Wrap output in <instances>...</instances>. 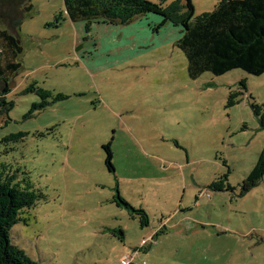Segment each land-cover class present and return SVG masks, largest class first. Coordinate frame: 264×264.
<instances>
[{
	"label": "rangeland",
	"instance_id": "rangeland-1",
	"mask_svg": "<svg viewBox=\"0 0 264 264\" xmlns=\"http://www.w3.org/2000/svg\"><path fill=\"white\" fill-rule=\"evenodd\" d=\"M191 1L194 15L217 2ZM27 4L19 29L9 27L22 52L3 94L12 105L0 108V171L36 200L11 243L40 264H119L125 255L132 264H264V175L240 192L264 148L250 107L264 103V73L192 80L170 24L158 36L106 23L86 33L64 14L48 25L63 0ZM240 80L246 90L227 106ZM33 82L66 98L29 114ZM224 177L233 189L208 186Z\"/></svg>",
	"mask_w": 264,
	"mask_h": 264
},
{
	"label": "trees",
	"instance_id": "trees-1",
	"mask_svg": "<svg viewBox=\"0 0 264 264\" xmlns=\"http://www.w3.org/2000/svg\"><path fill=\"white\" fill-rule=\"evenodd\" d=\"M27 2L0 0V108L6 104L9 107L12 105L3 94L9 91L10 78L20 68V63L15 59L22 52L17 34L11 33L9 27L19 29L24 14L30 9ZM63 14L71 22H83L86 33L90 32L95 23L127 26L144 16H159L160 23L152 29L156 31L165 23L178 28L179 36L174 45L183 52L187 75L192 80L203 72L220 76L233 69H240L253 76L264 73V0H217L212 11L198 15H194L191 0H63V10L48 25H61ZM26 90L39 97V101L31 104L29 114L55 100L66 98L61 93L53 96L34 82ZM243 90H246V84L240 80L239 89L229 91L226 105L239 103ZM48 97H51V101ZM250 107L259 126L264 129V103L251 102ZM18 136L21 133L9 137ZM104 148L107 150L106 163L111 170V152L107 147ZM263 175L264 148L253 169L243 179L240 192L243 194L257 185ZM225 177L208 186L219 191L233 189L225 185ZM35 200L36 195L30 186L21 187L13 176L0 171V264H40L11 243L9 238V231L18 222L20 212L34 205ZM120 202L139 216L141 226L147 224L143 210L131 207L121 198ZM118 232L122 239L123 231L119 229Z\"/></svg>",
	"mask_w": 264,
	"mask_h": 264
},
{
	"label": "crops",
	"instance_id": "crops-1",
	"mask_svg": "<svg viewBox=\"0 0 264 264\" xmlns=\"http://www.w3.org/2000/svg\"><path fill=\"white\" fill-rule=\"evenodd\" d=\"M160 21H161V19H159V18L157 19L156 17H153V15H148V16H144L143 18H139V19L135 20L133 23H131V24L127 25V26H120V27H125V28L129 29L130 31H134L136 36L139 37V35L148 34V32L150 31L149 30L150 26L153 27V26L157 25L158 23H160ZM167 24H169V23H165L162 27H160L156 31V34H155L154 31H152L151 34H154L155 36H158L159 33L161 32V28L167 30V28H168ZM118 28H119V26H118ZM151 30H152V28H151ZM176 33L179 36V30ZM178 36H175L174 41L178 38ZM142 37H145V36H142ZM138 40H140V39H138ZM144 41H145V39H144Z\"/></svg>",
	"mask_w": 264,
	"mask_h": 264
},
{
	"label": "built area",
	"instance_id": "built-area-1",
	"mask_svg": "<svg viewBox=\"0 0 264 264\" xmlns=\"http://www.w3.org/2000/svg\"><path fill=\"white\" fill-rule=\"evenodd\" d=\"M119 264H132V257L128 255L123 256Z\"/></svg>",
	"mask_w": 264,
	"mask_h": 264
}]
</instances>
